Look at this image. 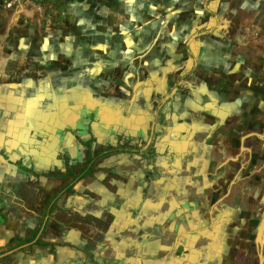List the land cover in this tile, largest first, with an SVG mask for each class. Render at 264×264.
<instances>
[{
  "label": "rangeland",
  "instance_id": "obj_1",
  "mask_svg": "<svg viewBox=\"0 0 264 264\" xmlns=\"http://www.w3.org/2000/svg\"><path fill=\"white\" fill-rule=\"evenodd\" d=\"M261 120L264 0H0V264L92 262L127 222L140 225L132 215L150 210L158 224L162 177L210 192L205 172ZM248 145V175L214 215L223 264H257L264 163ZM117 148L137 152L96 156ZM89 152L91 174L64 193ZM238 169L223 167L225 184ZM39 226L53 250L24 242ZM209 257L201 264H218Z\"/></svg>",
  "mask_w": 264,
  "mask_h": 264
},
{
  "label": "flooded vegetation",
  "instance_id": "obj_2",
  "mask_svg": "<svg viewBox=\"0 0 264 264\" xmlns=\"http://www.w3.org/2000/svg\"><path fill=\"white\" fill-rule=\"evenodd\" d=\"M54 54L56 53L53 51L51 56H55ZM231 102L232 101L226 104L230 105ZM221 117L222 116L219 115V120L221 119ZM258 124L260 125V127L262 126L264 128L263 120L258 122ZM180 133H181L180 138H183L185 136V133L183 131H181ZM249 134H256V135H251L247 137L242 144L245 150L240 151L241 138ZM196 135L197 137H201V135H205V134L197 132ZM214 135L215 134L212 130L209 131L205 136L206 137L211 136L212 138L214 137ZM192 136H195V132L192 133ZM174 142L176 146L180 145V147H182L181 141L174 140ZM248 142H255L256 150H259V152L262 154L263 157L262 162L264 163V131L262 132L261 130L260 131L255 130V131L245 132L239 137L238 153L236 155L223 160L218 165L217 170L212 171L210 173L205 172L206 178H211L214 180L212 185H210L211 188L210 192L207 193L202 192L201 189L206 188V186H204L203 181L200 182L195 181L194 183L190 182L189 184L186 183L182 185L181 183H179L180 181L176 179L174 181L172 179L167 178V176L162 177L161 181H159V186L157 191H159V196L163 202L162 208L164 209V214L157 216V219H153V220H157L158 224L152 221L153 215H151L150 210L146 211L148 215H132L133 219L136 220L140 218L139 220L142 221L140 225L138 224L139 226L137 225V223L128 224L127 222V226L125 225L126 227L123 228V231L122 232L118 231L117 234L115 235L116 236L115 242L114 243L111 242L110 244H108V246H111L110 248L111 250L109 249L105 253L100 252V256H98V258L96 257V259L93 260L92 262L84 261V263L82 264H201V262H203L206 259L207 253L210 257L213 256L212 258L209 257L208 259L213 261L215 260L218 264H223L224 260L227 259L226 253L228 252V246L224 244L225 241L221 236L225 221L221 222V220L216 219L214 215L217 214L216 208L223 206L225 202H227V200L230 199L233 190L235 188V185L238 183L239 179H241L242 176H244V172L246 173V175H248L247 171L250 166V161L241 164L240 160L243 154L252 158V156L257 152L255 151V148L253 147L251 148L248 145ZM135 152L137 151H128L118 148L107 149L105 151L98 153L96 156H106L108 154H113V153H135ZM88 156L89 158L87 160V163L88 161H91L90 168L92 171L93 159H91L90 152L88 153ZM236 156H238V159L236 161L230 160L231 158H234ZM229 163L239 164V169L234 174V176L227 182V184H225L222 175L223 171L221 170H223V167H225ZM86 165H84V167ZM166 165L167 164L164 163V166ZM199 169L203 171L204 169L203 161L201 162ZM262 171L263 168L262 169L259 168L257 170V174L262 173ZM76 174L69 172L67 173L69 178L70 175H76ZM217 176L219 178L218 180L220 183L216 184L215 178ZM206 178H204L205 181ZM70 180L68 181L66 186L61 189V191H64V193H68L65 191V188L68 186ZM254 181L257 182L259 181V179L253 181L251 180L250 182H254ZM253 185L255 188L258 186L254 183ZM193 188H196V191H193L192 190ZM207 189H208V185H207ZM255 192L256 190H251L250 192L246 191L245 193L249 195V198L253 200V198H256L254 196V194H256ZM54 197L55 196H53L52 198ZM212 197H214V199H212L211 205L209 206L208 209L206 210L204 209L206 211V219L203 221V223L199 225L200 223L199 215L201 212L203 213L202 204L203 202H206ZM263 197H264V190L263 192H261V197H260L263 207V211L261 215H263L264 213ZM52 198H50V200ZM48 203L46 207L48 206ZM42 217L47 218L48 216L43 214ZM40 230L41 228L39 226V231ZM261 242H262V237H261ZM254 244L256 247V256H257V264H258V249L255 243V238H254ZM53 248H54V244L52 247H49L50 250H53ZM262 256H263V264H264L263 249H262Z\"/></svg>",
  "mask_w": 264,
  "mask_h": 264
},
{
  "label": "trees",
  "instance_id": "obj_3",
  "mask_svg": "<svg viewBox=\"0 0 264 264\" xmlns=\"http://www.w3.org/2000/svg\"><path fill=\"white\" fill-rule=\"evenodd\" d=\"M90 163L91 161H88L87 165L82 168L76 175H70V182L68 184V186L65 188V191L66 192H69L71 190V188L73 187V185L78 182L79 180H81L82 178H84L85 176L91 174V168H90ZM59 196L57 197H54L52 198L49 203H48V206L46 207V211L47 212H50L51 210V205L53 207V204L56 202V200L58 199ZM39 233V227L36 228L29 237H27L24 242L26 243H32L34 242V244L40 246V247H52L53 244H50V243H46V242H40V241H37V235Z\"/></svg>",
  "mask_w": 264,
  "mask_h": 264
},
{
  "label": "water",
  "instance_id": "obj_4",
  "mask_svg": "<svg viewBox=\"0 0 264 264\" xmlns=\"http://www.w3.org/2000/svg\"><path fill=\"white\" fill-rule=\"evenodd\" d=\"M251 135H256V134H249V135H246L244 137L241 138L240 140V143H241V146H240V151H244V147L242 146L244 140L251 136ZM238 159V156L234 157V158H231L230 160L231 161H236ZM263 203H264V197H263ZM263 230H264V213L262 215V218L260 220V223L258 225V229H257V233H256V236H255V243L257 245V249H258V264H263V256H262V242H261V237H262V233H263Z\"/></svg>",
  "mask_w": 264,
  "mask_h": 264
},
{
  "label": "crops",
  "instance_id": "obj_5",
  "mask_svg": "<svg viewBox=\"0 0 264 264\" xmlns=\"http://www.w3.org/2000/svg\"><path fill=\"white\" fill-rule=\"evenodd\" d=\"M115 258H116V256H115ZM115 258H114V259H115Z\"/></svg>",
  "mask_w": 264,
  "mask_h": 264
}]
</instances>
